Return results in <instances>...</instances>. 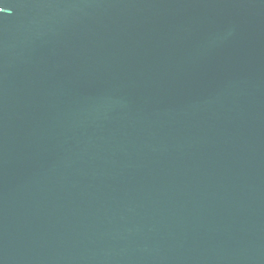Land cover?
I'll use <instances>...</instances> for the list:
<instances>
[{
  "label": "water",
  "instance_id": "water-1",
  "mask_svg": "<svg viewBox=\"0 0 264 264\" xmlns=\"http://www.w3.org/2000/svg\"><path fill=\"white\" fill-rule=\"evenodd\" d=\"M0 264H264V0H0Z\"/></svg>",
  "mask_w": 264,
  "mask_h": 264
}]
</instances>
